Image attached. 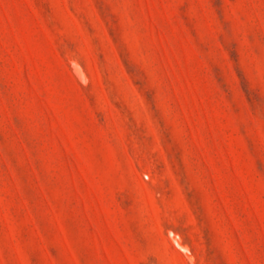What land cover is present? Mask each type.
<instances>
[{"label":"rangeland","instance_id":"1","mask_svg":"<svg viewBox=\"0 0 264 264\" xmlns=\"http://www.w3.org/2000/svg\"><path fill=\"white\" fill-rule=\"evenodd\" d=\"M0 264H264V0H0Z\"/></svg>","mask_w":264,"mask_h":264}]
</instances>
